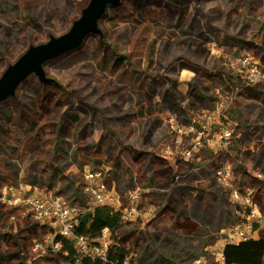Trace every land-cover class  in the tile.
<instances>
[{
    "label": "rangeland",
    "instance_id": "1",
    "mask_svg": "<svg viewBox=\"0 0 264 264\" xmlns=\"http://www.w3.org/2000/svg\"><path fill=\"white\" fill-rule=\"evenodd\" d=\"M168 1L120 2L108 9L99 27L123 52L130 42L153 37L159 43L156 61L164 64L185 57L202 63L201 50L190 56L188 44L211 21L222 33L227 46L221 52L229 64L243 65L247 55L227 56V49L235 52L249 39L264 45V0H248L247 12L239 13L243 22L233 13V0L204 3L191 10L199 16L197 26L191 17L182 20L184 8ZM89 2L0 0V78L30 46L66 34ZM216 6L225 10L222 17ZM177 41L185 45H172ZM139 57L134 51L130 68L116 70L99 37L90 36L81 49L45 64L51 82L32 74L14 97L0 103V191L13 186L17 194L53 192L84 210L92 202L84 193L85 172L109 169L115 210L123 211L130 190L140 191L139 217L119 233L122 247L137 264H197L199 259L201 264H221L222 249L233 242L229 236L242 218L235 216L229 194L214 177L219 167L231 164L239 187L256 188L264 218L263 180L254 179L257 172L264 175V84L255 87L261 97L230 95L205 111L194 96L186 97L189 80L201 89L193 72L163 71L161 80L180 81L186 97L181 102L173 94L184 111L175 114L166 88L151 99L152 90L162 92L153 86L156 72L138 79ZM232 130L231 141L223 140ZM23 214L16 209L15 217L25 219L16 241L0 244L2 252L21 259L1 264H68L54 252V232ZM259 227L256 237H264V220Z\"/></svg>",
    "mask_w": 264,
    "mask_h": 264
},
{
    "label": "flooded vegetation",
    "instance_id": "2",
    "mask_svg": "<svg viewBox=\"0 0 264 264\" xmlns=\"http://www.w3.org/2000/svg\"><path fill=\"white\" fill-rule=\"evenodd\" d=\"M222 2L227 3L225 0L168 1V3L173 6L184 8V10L179 13L181 19L184 20L191 17L192 22L195 24V26H197L199 23V16L191 15V10L193 8L203 6L204 3H217V5H220ZM121 3H126V0H123ZM233 6L234 8H236L233 10V13L237 14L239 22H243L240 19L241 15H239V13L247 12V8L249 7L248 0H233ZM216 7L218 8V11L220 12L222 17V13L225 10L222 9L221 6ZM171 15L174 16L172 12ZM228 18L231 19L232 16H229ZM262 24H264V21L262 22ZM249 28L250 27L243 28V33H245L247 29L249 30ZM214 30L215 33L213 34ZM221 35L222 33L213 27V23L211 21L209 24H207L206 28L202 29L198 37L196 39L192 38L190 40V44H188L189 55L191 56L193 54V51L197 48V52L201 50L202 57L204 58L203 62L194 63L190 59V57H185L181 59L175 58V62L173 64L158 63L156 61L159 43L154 41L155 39L153 37L147 38L145 40L139 39V41L134 42V44L133 42H130V44L127 45L125 49L126 51L124 52L117 50L114 47V44L108 42L106 34L103 33L102 36L99 37L101 39L104 38L105 43L109 45L110 48L114 51L115 55L110 53V56H112L113 58V63L110 67L116 70L118 69L121 71L123 68L124 70L129 69L132 63L131 56L133 52L138 51L140 53L139 67L141 73L138 79L143 78L144 72L145 74L156 72L158 76L166 70L173 74L179 73V71L183 69L193 72V76L197 81V85L200 86L201 89L198 90L192 83V81L189 80L186 84V97L194 96V100L200 101L205 111H208V109L206 108H213V105L218 104L219 102L223 104V101L229 98L230 95L233 98L236 95L240 97L249 96L250 98L262 96L255 91V87L259 84H264V45L257 43L255 39H249L247 43L242 44V47L235 49V52H233L232 49H227V56L247 55L243 60V65L239 64L236 67L235 63L229 64V57H225L224 53L221 52L224 46H227L222 43ZM162 39H167V37L163 36ZM169 41H172V39H169ZM172 45H179L180 47H183L185 43L179 44L177 41ZM236 61L239 62L240 60L237 58ZM106 65L108 66V64ZM233 70H235V73L232 72ZM258 71H261V73L263 74H259V76L256 75V72ZM152 82L153 86H155L156 88L160 87L162 92L158 93L157 90H152L151 95L153 96L151 97V99L154 96L161 95L166 88L168 90V92L165 93L166 98L170 100L171 98L174 99L175 105L172 107V112H174L175 114L184 112L183 110L179 109L177 105L178 100L175 96H173V94L176 92L178 94L179 101L182 102L183 100H186V97L183 95L179 88L180 81L177 82L173 79L161 80V76H159L156 79H153ZM235 84H237V88L235 87ZM194 88H196V91L193 90ZM202 88H204V90ZM178 91H180L182 94ZM200 92H204V95L199 98ZM222 107L223 105H221V107H218L213 114L218 113L222 109ZM206 117L211 118L212 116L206 115ZM11 188H13V186H7V188H3L2 191H0V244H11L15 242L17 239L16 235L20 234V231L22 230V220L25 221L24 217H21V219H17L15 217V211L16 209H19L12 206L8 202V199L11 196L8 193V190ZM23 215L26 216L25 213ZM19 259H21V256L19 254L12 252L11 254H6L0 249V264Z\"/></svg>",
    "mask_w": 264,
    "mask_h": 264
},
{
    "label": "built area",
    "instance_id": "3",
    "mask_svg": "<svg viewBox=\"0 0 264 264\" xmlns=\"http://www.w3.org/2000/svg\"><path fill=\"white\" fill-rule=\"evenodd\" d=\"M234 130L224 133L223 140L231 141ZM264 174V173H263ZM109 169H93L85 172L84 193L91 198V204L81 209L78 204L67 200L61 194L49 192L40 194H20L15 193V189H9L11 196L8 202L23 211L34 222L40 226H48L54 229L58 235L64 239L71 240L78 254V263L88 260L92 264L100 262L105 264L108 260L109 248L113 241L108 228L104 229L100 238L93 240L87 236L75 234V228L79 216L84 212H91L98 206H108L113 208L115 196L109 188ZM214 177L230 196V203L234 213L242 218L236 227L235 233L230 235L232 243H239L251 239L256 232L255 226L259 225L264 218L258 202L256 201L257 191L255 187H239L234 176V170L229 163L223 164L215 171ZM259 178L264 181V175L256 173L254 179ZM17 192V191H16ZM140 191L130 190L126 194V207L122 211L123 223L126 225L133 219L139 217L138 209L140 203ZM114 209V208H113ZM153 210L150 209V212ZM236 240V241H234ZM62 243L54 244V251H60ZM202 259L196 261L201 264ZM221 264H226L223 254L220 255ZM122 264H137L131 257H127Z\"/></svg>",
    "mask_w": 264,
    "mask_h": 264
},
{
    "label": "trees",
    "instance_id": "4",
    "mask_svg": "<svg viewBox=\"0 0 264 264\" xmlns=\"http://www.w3.org/2000/svg\"><path fill=\"white\" fill-rule=\"evenodd\" d=\"M91 37L99 36L92 35ZM99 39L104 45L106 52L108 54L111 53L115 55L110 46L105 43V39H101L100 37ZM83 45L79 49H81ZM260 182L264 185L263 181ZM260 191H264V189H261ZM257 199L256 201L261 209V207H263V200H261V197L259 196H257ZM259 200L261 202H259ZM235 216L239 218L236 214ZM124 226L125 224L123 223L122 211H117L108 206H98L93 211L84 212L79 216L78 223L75 228V234L87 236L90 239L96 240L101 237L103 230L108 228L111 233L113 243L109 248L108 260L105 264H122L125 259L129 257V252L122 247L119 238V233ZM45 227L49 228L51 232H54V244L58 242L62 243L61 250L54 252H60V258L63 262L68 264H92L88 260H82L81 263H78V254L74 248L73 242L62 238L51 227ZM255 229L258 230L259 225H256ZM222 254L226 264H264V237H260L258 239H248L239 243H228L223 247ZM96 264L101 263L97 262Z\"/></svg>",
    "mask_w": 264,
    "mask_h": 264
},
{
    "label": "water",
    "instance_id": "5",
    "mask_svg": "<svg viewBox=\"0 0 264 264\" xmlns=\"http://www.w3.org/2000/svg\"><path fill=\"white\" fill-rule=\"evenodd\" d=\"M120 2L121 0H90L81 17L74 21L66 34L52 36L44 44L30 46L1 76L0 103L14 97L20 84L32 74L37 75L43 83L51 82L46 78L45 64L78 50L92 35L102 36L100 20L110 7Z\"/></svg>",
    "mask_w": 264,
    "mask_h": 264
},
{
    "label": "crops",
    "instance_id": "6",
    "mask_svg": "<svg viewBox=\"0 0 264 264\" xmlns=\"http://www.w3.org/2000/svg\"><path fill=\"white\" fill-rule=\"evenodd\" d=\"M264 220V219H263ZM263 220L261 221V222H259V224L261 225H263ZM261 230V227H259V229L258 230H256V232L253 234V236H252V238L251 239H258L259 237H256L257 236V234H258V232ZM196 253H198V252H196Z\"/></svg>",
    "mask_w": 264,
    "mask_h": 264
}]
</instances>
